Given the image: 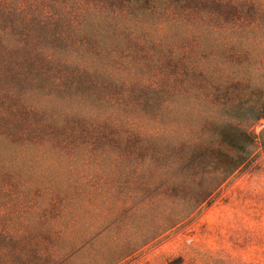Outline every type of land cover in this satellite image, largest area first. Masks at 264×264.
<instances>
[{
	"label": "rangeland",
	"instance_id": "obj_1",
	"mask_svg": "<svg viewBox=\"0 0 264 264\" xmlns=\"http://www.w3.org/2000/svg\"><path fill=\"white\" fill-rule=\"evenodd\" d=\"M116 255L264 264V0H0V264Z\"/></svg>",
	"mask_w": 264,
	"mask_h": 264
},
{
	"label": "trees",
	"instance_id": "obj_2",
	"mask_svg": "<svg viewBox=\"0 0 264 264\" xmlns=\"http://www.w3.org/2000/svg\"><path fill=\"white\" fill-rule=\"evenodd\" d=\"M243 137L244 139L242 140V142H238L237 143H233L231 145L230 143V147L231 149H234V150H237L238 152L240 153H248L247 149L248 148H251L253 145H254V139H253V135L251 133H248L246 131L243 130ZM219 156L223 159V162H225V164L227 166H225V170H229V173L230 172H233L235 170H237L242 164L243 162H245L244 159H236V158H232L231 156H229V154H226V153H223L221 151H219ZM219 161V159H218ZM220 162V161H219ZM77 221V220H76ZM78 222V221H77ZM182 221H178V220H175L173 221L171 224L169 223H164L163 226L160 225V228H159V232L161 231L162 233L157 235L156 234V237L155 238H158L160 237L163 233H165L168 229H171L173 227H176L177 225H179ZM81 226H78V228L80 229ZM165 230V231H164ZM113 257H111V260H110V264H118L120 263L123 259H125L124 257H122V255H116L115 259H112ZM117 260V262H116Z\"/></svg>",
	"mask_w": 264,
	"mask_h": 264
}]
</instances>
